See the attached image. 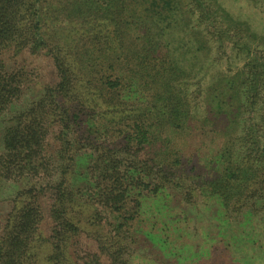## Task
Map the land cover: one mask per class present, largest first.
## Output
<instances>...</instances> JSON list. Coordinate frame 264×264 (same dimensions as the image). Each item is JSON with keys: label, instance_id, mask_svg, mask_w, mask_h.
Segmentation results:
<instances>
[{"label": "trees", "instance_id": "1", "mask_svg": "<svg viewBox=\"0 0 264 264\" xmlns=\"http://www.w3.org/2000/svg\"><path fill=\"white\" fill-rule=\"evenodd\" d=\"M33 4L0 0L1 49L14 47L32 53L45 49L56 54L55 60L62 58L64 62L57 63V83L45 86L39 98L16 110L26 91L24 81L29 82V88L31 80H24L21 72L8 73L0 57V119L11 115V124L4 127L2 137L5 147L0 149V181L28 183L12 197L9 210L0 212V264H39L42 248H46L42 254L50 264H125L129 254L125 240L135 219L130 195L136 190L157 192L170 182L166 173H173V164L180 162L186 141H177L179 148L175 149L170 143L176 135L190 136L191 141L200 136L205 141L209 132L222 133L223 142L225 134L239 128L241 147L222 144L223 161L207 187L229 211L247 207L256 210L257 202L264 201V119L259 123L253 118L264 95V55L247 45L241 31L244 24L235 22L231 32L247 53L246 64L238 74L211 88L215 109L211 108L208 117L196 119L186 108L181 89L182 77L191 75L192 70L165 41V22L176 21L175 14L183 6L180 0H150L138 22L142 36L133 35L136 31L130 22L118 21L120 54L106 57L88 53L79 65L74 64L72 56L65 59L62 49H48L43 36L45 19L28 22L21 16L26 5ZM108 10L113 17L119 15L115 8ZM196 43L199 51L206 46L204 34L196 38ZM138 91L149 92L150 100L160 103V120L157 114L145 113L133 119L107 117L103 123L104 115L99 112L109 111L105 105L117 107L112 112L130 110L123 93ZM159 123L160 151H152L159 137L152 129ZM116 130L126 142H114L113 149L104 146L103 150L98 139L104 132ZM171 132L173 137H168ZM86 145L98 153L90 173L83 177L96 171L95 181L89 179V184L99 189L90 206L95 209L91 222L99 227L105 222L112 224L105 234L80 225L73 215L79 199L72 176L88 158L82 152ZM237 148L243 149L238 160L232 158ZM153 184L155 188L151 189ZM43 230L48 236L42 234ZM84 234L93 245L85 242L78 249V239Z\"/></svg>", "mask_w": 264, "mask_h": 264}, {"label": "rangeland", "instance_id": "2", "mask_svg": "<svg viewBox=\"0 0 264 264\" xmlns=\"http://www.w3.org/2000/svg\"><path fill=\"white\" fill-rule=\"evenodd\" d=\"M25 1L34 3L33 6L26 5L21 15L25 20L33 22L35 19H45L43 36L48 49H62L60 53L65 59L68 60L67 55L72 56L74 64L79 65L88 58V53L95 52L106 57L120 54L118 21L130 22L136 31L133 35L142 36L143 32L137 30L138 22L145 16L142 9L150 0ZM180 1L183 6L175 14L176 21L170 22L169 19L165 22V41L171 51L185 58L182 63L192 70L191 75L182 77L181 89L186 108L191 110L196 119H201L208 117L213 108L211 88L220 82L224 83L225 78L238 74L246 64L247 53L240 49L242 43L235 41L231 25L235 22L244 24L241 31L247 45L252 51L258 49L264 55V0H199V5L198 0ZM86 7H98L101 10L97 12ZM112 8L119 15L113 17L108 10ZM201 34H204L207 44L199 51L196 38L201 37ZM182 44L184 47L181 49ZM1 48L0 57L8 73L21 72L24 80H31L29 88V82L24 81L26 91L17 103L16 110L29 105L42 95L45 86H53L59 80L57 63L62 64L64 61L62 58L59 62L55 60L54 52L44 49L32 53L26 49L18 51L14 47ZM139 91L137 94L123 93L128 103L127 109L130 110L112 112L117 107L105 105L109 111L99 112L104 115L101 116L103 123L107 117L133 119L145 113L157 114L160 120V103L150 100L149 92ZM263 96L253 111L254 121L259 123L264 119ZM211 115L214 116V113ZM10 116L0 119V149L5 147L2 137L4 127L10 123ZM238 129L229 132L233 135L225 134L223 142L220 138L222 133L209 132L205 141L200 136H197L199 140L191 141L190 136L173 137V132L169 134L168 137H173L174 141L170 146L175 149L179 148L177 141L186 140L180 153V162L173 164V173H166L171 180L159 191L136 190L130 195L133 199L130 206H135V219L130 222V235L125 240L129 252L125 264H264V201L257 202L256 210L247 207L239 212L229 211L207 187V182L223 161L220 154L222 144L229 143L231 146L233 143L241 147ZM152 130L158 131L159 137L155 147L150 149L160 151V123L153 126ZM122 136L119 130L116 133L104 132L98 142L103 150L104 146L113 149L114 142H126ZM84 149L82 152L88 158L83 160L72 176L71 184L79 199L73 215L80 225L100 233H109L112 224L105 222L99 227L91 222L95 209L90 206L97 199L99 189L90 185L89 179L95 181L93 176L96 171L92 176L83 177L90 173L98 153L92 148L88 149L87 145ZM242 151V148L233 150L232 158H240ZM168 170L172 172L169 165ZM156 180L162 181L159 178ZM26 186L27 181H0V212L9 210L12 197ZM153 188L155 184L151 186ZM136 200L140 201L138 205ZM47 233L45 230L42 232L45 237ZM83 237L78 239V249L85 242L88 246L93 245L87 235ZM44 251L46 248L39 249L38 263L50 264L42 254Z\"/></svg>", "mask_w": 264, "mask_h": 264}]
</instances>
